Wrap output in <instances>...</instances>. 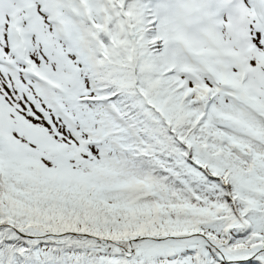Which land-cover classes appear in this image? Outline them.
Masks as SVG:
<instances>
[{"label": "snow or ice", "instance_id": "snow-or-ice-1", "mask_svg": "<svg viewBox=\"0 0 264 264\" xmlns=\"http://www.w3.org/2000/svg\"><path fill=\"white\" fill-rule=\"evenodd\" d=\"M0 264H264V0H0Z\"/></svg>", "mask_w": 264, "mask_h": 264}]
</instances>
